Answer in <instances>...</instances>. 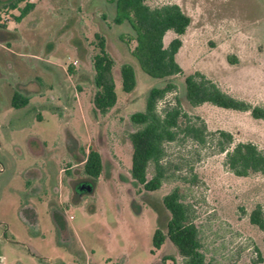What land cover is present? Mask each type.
<instances>
[{"label":"rangeland","instance_id":"obj_1","mask_svg":"<svg viewBox=\"0 0 264 264\" xmlns=\"http://www.w3.org/2000/svg\"><path fill=\"white\" fill-rule=\"evenodd\" d=\"M12 1L0 0V264H165L164 257L181 264L169 239L154 246L170 216L163 197L176 186L195 205L208 259L264 264V231L250 221L258 206L264 213V176L233 174L216 139L226 130L235 142L264 149V121L209 103L192 107L185 87V76L201 71L232 95L264 105V0H148L178 4L192 18L177 54L184 73L163 79L141 68L134 41L121 39L134 33L129 22H114L115 3L38 0L18 20L32 0L17 9ZM96 33L116 61L118 102L106 114L93 104ZM174 37L168 32L165 44ZM125 62L136 72L131 92L122 87ZM168 81L176 90L160 106L177 96L208 137L166 144L169 179L147 191L131 175L130 115ZM14 91L29 95L30 104L12 107ZM90 149L102 156L97 179L84 172Z\"/></svg>","mask_w":264,"mask_h":264},{"label":"trees","instance_id":"obj_2","mask_svg":"<svg viewBox=\"0 0 264 264\" xmlns=\"http://www.w3.org/2000/svg\"><path fill=\"white\" fill-rule=\"evenodd\" d=\"M23 1L26 0H13L10 5L15 9ZM36 1L38 0L27 1L17 19L34 10ZM107 1L116 4L114 22L122 24L127 21L131 25L134 34L121 36V39L127 43L134 41L131 53L147 74L163 79L184 73L177 61V54L183 45L182 36L189 28L192 18L178 4L151 6L148 0ZM170 31L176 37L166 45L165 37ZM95 47L96 52L92 57L93 83L96 88L93 104L96 112L106 114L118 102L114 77L116 61L108 51L104 35L95 34ZM120 72L123 90L133 91L137 86L134 66L125 62L121 64ZM185 87L186 99L192 107L209 103L224 109L250 112L253 118L264 121V105L253 104L232 95L201 71L186 75ZM175 90L176 85L172 81L164 86H153L148 92L144 110L130 115V121L135 126L129 137L133 146L131 175L147 191L159 190L169 179L165 159L166 144L180 139H192L202 144L207 141L206 124L200 120L194 121L183 109L177 96L174 102H165L160 106L167 95ZM30 102L29 95L20 91L13 92L11 105L15 109L24 108ZM218 133V149L220 153H225V165L233 174L239 177L251 174L264 176L263 148L252 141L235 142L229 131L220 130ZM102 168L101 153L90 149L85 158L84 172L92 179H97ZM163 205L170 216L166 231L162 228L156 230L154 246L160 248L169 239L182 257L181 264H214L208 259L202 243L195 205L187 199L181 187L176 186L164 195ZM250 221L264 231V213L260 206L252 211ZM167 259L164 257L165 264ZM173 264L178 263L174 261Z\"/></svg>","mask_w":264,"mask_h":264},{"label":"water","instance_id":"obj_3","mask_svg":"<svg viewBox=\"0 0 264 264\" xmlns=\"http://www.w3.org/2000/svg\"><path fill=\"white\" fill-rule=\"evenodd\" d=\"M87 190H92V185H89V187L87 188Z\"/></svg>","mask_w":264,"mask_h":264},{"label":"crops","instance_id":"obj_4","mask_svg":"<svg viewBox=\"0 0 264 264\" xmlns=\"http://www.w3.org/2000/svg\"><path fill=\"white\" fill-rule=\"evenodd\" d=\"M15 9H17V8H15ZM28 86H29V83L27 84V88H29ZM1 162H2V161L0 160V163H1Z\"/></svg>","mask_w":264,"mask_h":264}]
</instances>
